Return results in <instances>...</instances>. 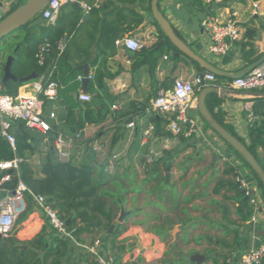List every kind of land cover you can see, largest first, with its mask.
Masks as SVG:
<instances>
[{"label":"crops","instance_id":"0c3cea01","mask_svg":"<svg viewBox=\"0 0 264 264\" xmlns=\"http://www.w3.org/2000/svg\"><path fill=\"white\" fill-rule=\"evenodd\" d=\"M79 1L80 5L104 8L97 17L80 6L82 13L87 15L82 28L73 31L61 44L60 54L64 47L67 54L54 73L58 84L57 98L45 100L43 106L46 118L50 113L56 115V121L48 120L54 130L43 135L26 129L36 148V153L28 156L29 163L40 165L51 147L50 136L54 132L67 135L80 132L90 145L78 152L73 151L69 163L76 166L92 163L96 167L112 163L111 167L108 165V173L114 177V182L106 189L121 196L122 200L117 201L118 207L112 205L117 215L110 229L112 232L115 225L124 229L114 240L115 247L122 250H110L109 238L103 234L106 221L102 218L99 226L91 227L79 236L80 245L91 244L97 238L105 240L107 249L119 258L121 264L136 260L137 264H161L164 259L173 264H240L242 256L256 244V238L264 234V213L254 225L243 222L244 212L239 210V199L244 200V196L237 190L233 174L227 172L229 168L233 169L234 164H240L238 158L203 121L198 135L184 139L168 131L169 115L150 109V102L160 91L171 88L172 81L177 78L190 80L197 71L180 55L175 61L169 46L160 45L158 29L153 24L150 11L151 0L149 12L144 10L148 0ZM256 2L260 5V12L256 15L252 13L251 0H203L206 4L204 11L192 6L190 0H159L158 9L176 35L197 55L220 71L235 74L249 66L241 59V44L252 45L257 60L264 55V0ZM119 10H123L122 18L117 21L115 16ZM230 13L236 14L240 24V40L234 42L226 56L211 58L207 50L208 35L202 24L209 19L223 21ZM138 16L142 17V22L135 24ZM106 24L110 29L115 28L114 35L121 38L112 43L109 34L103 33ZM127 37L135 38L141 48L151 49L149 55L156 61L154 67L150 64L137 69L132 67L138 51L131 52L123 47L122 41ZM85 66L87 78L91 76L87 84L90 102L79 100ZM98 76L111 97V102H105L108 115L101 123L85 125L83 129L74 131L72 117L82 118L85 106L92 104L97 94L103 97L96 84ZM217 77L220 79H215L214 84L220 89L227 88L230 79ZM225 90L227 93L219 97L223 100L220 112L225 123L246 140L249 124L243 105L250 103L255 121H262L264 97L230 88ZM4 91L0 84V92ZM30 92L29 83L17 90L21 96H29ZM199 92H196L193 109L189 113L194 118L199 117L194 109ZM69 108L70 116L67 115ZM153 118L158 120L157 123L152 121ZM128 119L134 124L132 128L127 126L130 123H126ZM149 125L153 126V131L145 139L143 132ZM132 168L136 172V188L128 178ZM167 169L169 179L166 183ZM238 169L252 177L241 164ZM115 182L121 185V191L114 187ZM122 209L127 216L119 223ZM40 221L37 214L30 212L17 233V239L21 240L20 236L24 235L20 234L25 230L27 235L34 237L43 222L36 230L30 227Z\"/></svg>","mask_w":264,"mask_h":264},{"label":"trees","instance_id":"16d2710c","mask_svg":"<svg viewBox=\"0 0 264 264\" xmlns=\"http://www.w3.org/2000/svg\"><path fill=\"white\" fill-rule=\"evenodd\" d=\"M24 1L25 0H18L17 4L10 12ZM190 1L192 6L200 11H204L206 4L203 3V0ZM251 1L256 2L258 0ZM80 6L79 0H73V3L63 4L53 24L40 21V15L37 19L1 40L0 79L3 76V66L6 58L11 56L13 57L11 73L15 77L24 78L34 74L36 80L32 82L40 80L42 88H45L50 83H55L58 86L54 79V73L56 72V67L59 62L64 59L67 54L66 47H64V51L60 54L61 44L63 40L65 41V38L67 39L73 33V31L82 28L83 21L87 16L82 13ZM87 8L88 14L98 17V14L104 6L98 9H95L93 6H87ZM144 10L149 12V0ZM122 12L123 10H119L116 14L115 17L117 21L122 18ZM131 13L135 14L133 11ZM141 22L142 17L138 16L135 24H140ZM153 24L157 27L154 21ZM103 31L105 35L109 34L108 38L112 39V43L121 38V36L117 34L114 35L116 29L108 28V24L105 25ZM158 34L159 40H163L160 45L166 44L176 53L177 50L163 36L159 29ZM42 48H44V51L40 53ZM149 51H151V49L141 48L135 54L136 60L132 66L134 69L140 68L146 64H150L154 67L156 61L150 58ZM240 52L241 59L247 66L254 63L258 58L255 56L256 51L250 44H241ZM179 55L185 58V60L194 67L197 73L204 72L195 62L181 54ZM218 78L219 77L215 76L216 80ZM228 82L231 83V80H228ZM26 84L9 81L5 87V91L2 93L15 96L17 90ZM96 84L98 85L97 88L102 91L103 97L97 94V96L93 98L92 104H87L85 106L82 118L79 117L75 119L74 116L72 117V123L75 124L73 127L74 131L83 129L85 125L101 123L108 115L109 111L106 105L107 103L105 102H111V97L107 95L105 85L102 83V78L100 76L96 77ZM89 89L92 91L91 86ZM169 89L170 88H166L164 90ZM39 98L42 99V96ZM222 102L223 100L221 98L213 94L206 98V106L214 115L215 119L247 147L249 152L255 157L264 170V119L249 124L247 127V139H242L234 132L231 126L225 123L224 116L219 109ZM67 115H71V108L68 109ZM152 121L157 123L158 120L153 118ZM14 136V153L11 151L7 142L0 137V162L11 161L15 157L27 159L28 156L36 153L34 139L28 134L22 123H17L15 125ZM180 138L182 137L180 136ZM114 140H116V138H113V141ZM50 143L52 146V136H50ZM226 147L227 150L234 154L247 168L255 180L264 200L263 188L257 177L237 153L229 146L226 145ZM227 172L233 174L234 177V170L232 168H229ZM8 174L9 180L2 183V188L13 191L18 181L22 182L28 190L24 195L28 205V213L18 218L13 231L7 238L0 239V264H96L93 257L86 252L79 253L78 255L73 254L72 245L67 241L53 236L47 231V226L44 224L39 232L27 241L18 240L17 233L21 230L23 222L31 211V195H42L47 199V202L57 210L60 218L65 222L68 221L67 227L74 231L73 235L78 243L79 236L82 233H87L91 227L99 226L98 224L101 218L106 221L104 230L107 232L114 226L112 222L116 219L117 215L112 205L117 206V201L122 200L121 196L109 193L106 189L108 184L110 182L113 183L114 180V177L108 173V165L100 164L96 167L92 163H85L80 166L71 163H62L58 161L54 149L49 147L40 165L33 166L23 162L19 165L17 172L13 171ZM1 178L2 173L0 174V179ZM155 181H157L156 178ZM237 190L239 191L238 188ZM239 210L242 213L244 212L242 215L243 222L248 221L253 214L252 208L245 198L242 200L240 197ZM123 230L124 229L119 225H115V229H113L111 233L107 232V237L110 241V249L117 248L114 245V240ZM27 234L28 232L25 230V232L23 231L20 235L26 236ZM121 250L117 248V251ZM160 263L173 264L166 259L161 260Z\"/></svg>","mask_w":264,"mask_h":264},{"label":"built area","instance_id":"2783aa9c","mask_svg":"<svg viewBox=\"0 0 264 264\" xmlns=\"http://www.w3.org/2000/svg\"><path fill=\"white\" fill-rule=\"evenodd\" d=\"M216 1V0H214ZM209 2V1H208ZM73 3V0H50L47 7L42 11L41 19L48 23L55 20L63 4ZM16 5V0H0V22L8 15L11 9ZM87 9L86 5H81ZM253 15L260 12V5L257 2L251 3ZM203 29L208 35L207 50L211 58L218 59L226 56L232 49L234 42L240 40L241 28L236 19L235 13H230L223 21L216 19L205 20L202 24ZM125 49L131 52L139 51L140 43L133 37H127L122 41ZM44 48L40 50V53ZM91 76H88L90 79ZM215 75L210 72L197 73L190 80L177 78L173 81L169 90L160 91L150 102V109L158 114H167L170 116L167 129L170 133L179 135L184 139H190L198 135L201 119L190 116L195 101L196 92L204 87L213 85ZM30 95L21 96L16 94L11 96L0 92V137L9 145L11 151L15 152L14 129L17 123H22L25 128L32 132L49 135L52 133V127L48 120L56 121V115L50 113L46 118L43 115L44 101H54L57 98V85L48 84L42 88L41 83L36 81L29 84ZM232 89L246 93H257L264 90V62L244 76L231 81L225 89ZM42 96V99L39 98ZM82 102H90L87 94L79 95ZM196 110V107L194 106ZM242 110L246 115V122L251 124L255 122V117L251 112V104L245 103ZM132 128L134 124L130 122L127 125ZM153 131V126L149 125L143 132L146 139ZM52 149H54L57 159L62 163H69L73 151H80L87 148L86 141L77 132L73 135H67L62 132H54L52 135ZM92 148L95 150V146ZM30 164V160L15 157L11 161L0 162V237L7 238L14 229L18 218L28 213V205L24 195L28 192L25 185L18 181L13 191L2 188V183L9 180L10 172H17L21 163ZM39 164V163H38ZM109 167L112 163H108ZM242 166V165H241ZM240 164H234V183L242 192L245 199L248 200L253 214L247 221L249 225L256 224L264 213V200L261 192L253 179L244 175L238 168ZM31 211L44 219L47 231L53 236L67 241L71 245L80 247L86 253L90 254L96 264H118V258L112 255L106 247L105 240L95 239L91 244L80 245L74 238V231L69 229L66 222L62 220L56 209L47 202L42 195H31ZM240 264H264V234L256 238V244L242 256Z\"/></svg>","mask_w":264,"mask_h":264},{"label":"water","instance_id":"95a60500","mask_svg":"<svg viewBox=\"0 0 264 264\" xmlns=\"http://www.w3.org/2000/svg\"><path fill=\"white\" fill-rule=\"evenodd\" d=\"M50 0H25L20 4L16 9L6 15L3 20L0 22V41L5 37L11 35L12 33L18 31L20 28L26 26L33 20L37 19L42 11L47 7ZM159 0L150 1V11L153 21L156 23L159 31L163 36L170 42V44L177 50L176 53H173L172 58L175 61H178L179 54L195 62L200 69L206 72H210L215 76H224L230 80L237 79L241 76H244L249 71H251L256 66L264 62V55L250 64L246 69L235 74H227L215 68L213 65L209 64L199 55H197L183 40H181L172 29L169 22L162 15L158 9ZM163 40L160 41V44ZM13 62V57L8 56L6 58L5 64L3 66V76L0 79V84L2 87H6L7 83L18 82L21 84L30 83L36 80V76L31 74L28 77L17 78L11 73V65ZM83 79L81 80V90L80 94H88L87 84L89 82L87 78V67H83ZM173 83V81H172ZM227 93L225 89H219L214 86L208 85L200 90L197 96L196 110L200 119L225 143L229 146L239 157L244 161V163L249 167L253 174L257 177L259 182L262 185L264 193V170L259 165L255 157L249 152L247 147L233 134L226 130L214 117V115L208 110L206 106V98L213 94L218 97H222ZM246 93V92H243ZM258 96L264 97V93L257 92L255 93ZM131 119H128L126 123H129ZM169 174L167 169V174L165 175V181L168 182ZM127 213L122 209L119 214L118 222L122 223ZM68 225V221L66 222ZM111 233V229L109 231ZM1 239V237H0ZM132 264H137V260Z\"/></svg>","mask_w":264,"mask_h":264},{"label":"rangeland","instance_id":"374dc122","mask_svg":"<svg viewBox=\"0 0 264 264\" xmlns=\"http://www.w3.org/2000/svg\"><path fill=\"white\" fill-rule=\"evenodd\" d=\"M238 160H239V159H238ZM239 163L242 165V167H244L245 169H247V168L243 165V163H242L240 160H239ZM129 173H130V176L128 177V178H129V181H130V183L133 185V187L136 188V187H135L136 172L134 171V168H132V169H131V172H129ZM122 179H125V176L122 177ZM113 182H114V181H113ZM109 184H112V183H109ZM114 187H115L118 191H121V185L118 184L117 182L114 183ZM41 221L43 222L44 225H47L44 219H41ZM41 221H40V222H35L36 224L32 225V226L30 227V229H31V228H32V229L35 228V230H36L37 228H39V225L41 224ZM102 232H103V231H102ZM103 234H106V235H107V232L104 231ZM20 237H21V241H27V240H29V239L32 238V235H31V236H30V235H26V236H20ZM71 248H72V253L75 254V255H78L79 253H82V252L85 253L84 250L78 248L77 246L72 245ZM110 250H111V249H110ZM109 252H110V251H109ZM112 255H113V254H112ZM114 256H115V255H114ZM115 257H116V256H115ZM131 263H132V262H130V263H128V264H131ZM83 264H84V263H83ZM118 264H121V261L119 260V258H118ZM122 264H123V263H122Z\"/></svg>","mask_w":264,"mask_h":264}]
</instances>
